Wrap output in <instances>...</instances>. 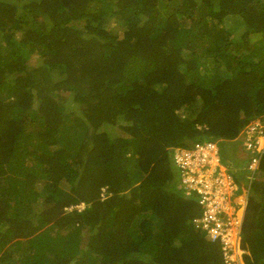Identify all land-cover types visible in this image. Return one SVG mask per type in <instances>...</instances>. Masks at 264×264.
Masks as SVG:
<instances>
[{"label": "trees", "instance_id": "trees-1", "mask_svg": "<svg viewBox=\"0 0 264 264\" xmlns=\"http://www.w3.org/2000/svg\"><path fill=\"white\" fill-rule=\"evenodd\" d=\"M0 37V264H223L171 153L264 114V0H0ZM246 189L264 264V155Z\"/></svg>", "mask_w": 264, "mask_h": 264}, {"label": "built area", "instance_id": "built-area-1", "mask_svg": "<svg viewBox=\"0 0 264 264\" xmlns=\"http://www.w3.org/2000/svg\"><path fill=\"white\" fill-rule=\"evenodd\" d=\"M264 115L253 121L246 130V151L251 155L248 169L258 162L263 145ZM263 138V137H262ZM173 160L180 175L182 193L199 196L202 215L192 220L195 228L208 233L212 241L221 245L223 264H241L240 249L242 214L236 202L237 185L220 155L219 143L212 139L196 140L189 148L173 150ZM81 204L80 208H83Z\"/></svg>", "mask_w": 264, "mask_h": 264}, {"label": "clouds", "instance_id": "clouds-1", "mask_svg": "<svg viewBox=\"0 0 264 264\" xmlns=\"http://www.w3.org/2000/svg\"><path fill=\"white\" fill-rule=\"evenodd\" d=\"M200 106V105H199ZM264 115V114H263ZM263 115L261 116H258V117H255L253 118L250 122L247 123V125H245L240 131H239V139L236 140V141H229L227 143H223V140L224 139H218V138H214L212 140H216L218 141L219 143V148H220V155H221V158L223 159V162L225 163V166L227 167L228 169V172L233 176L234 178V175L236 174H240V173H243L245 178H247V175H250L251 177L247 180L248 184H250L251 180H252V175H254V173L257 171L259 165H260V162H261V159L264 155V136H262L261 138H259V141L260 143L263 145V152L261 153L260 157H259V160L258 162L255 164V168L253 170H250L248 169V165L249 163L251 162V155L246 151L245 149V145H244V142H246V130H247V127L253 122L255 121L257 118H261ZM198 130H203V129H208V127L206 125H203V126H198L197 128ZM209 139V138H208ZM196 141V140H195ZM195 141L191 142L190 144L188 143V146L187 147H177V148H189ZM222 143V145H221ZM176 149V148H174ZM173 149V150H174ZM173 150H172V163H173V166L174 168L176 169L177 171V168L174 164V160H173ZM177 177H178V183H179V192L180 194L185 197V198H188L190 196H194L195 197V200L197 202V207H199V209L201 210V214L200 216L202 215V209L199 205V196H197L195 193H193L192 195L190 196H185L183 193H182V186L180 185V175L179 173H177ZM235 181V179H234ZM245 182L243 180H240L239 183H236L235 181V184L237 185L238 189H237V192L239 190V192L235 194V199L236 201L239 199L240 200V197L243 195V188H241V190L239 189V187L241 186L242 187V183ZM248 184L246 183V186H248ZM104 191V190H102ZM247 191V189H246ZM81 204L83 203H80L79 205H70L69 207L65 208L67 209L68 211L71 210V209H74V208H77L78 210H82L84 209L83 208H80ZM240 206L237 208L239 213L242 214V220H243V217H244V213H245V209H246V206H247V201L244 200V206L242 205V201L240 202L239 204ZM84 206V204H83ZM242 208V209H241ZM241 211V212H240ZM199 216V217H200ZM241 224H242V221H241ZM242 226V225H241ZM195 228V227H194ZM198 230V228H196ZM201 230V229H199ZM203 233H204V237L210 242V243H217L218 242H215V241H212L210 238H209V235L208 233H206V231H203L201 230ZM239 236H240V249H241V228H240V232H239ZM220 245V244H219ZM221 246V245H220ZM242 250V249H241ZM243 251V255L245 254L246 251L242 250ZM243 255L241 257V264H245L244 263V260H243Z\"/></svg>", "mask_w": 264, "mask_h": 264}, {"label": "rangeland", "instance_id": "rangeland-1", "mask_svg": "<svg viewBox=\"0 0 264 264\" xmlns=\"http://www.w3.org/2000/svg\"><path fill=\"white\" fill-rule=\"evenodd\" d=\"M229 18L230 17L224 19V22H226L225 23L226 26H228V27H232L233 26L234 29H236L237 31H239L240 30L239 26L234 25L233 22L231 21V19H229ZM104 26H105L106 29L112 30L114 33H117L118 36H121V34L123 32V26H121V22L118 19L114 18V17L109 18V19L107 18L105 20V25ZM16 36H18V34ZM254 36H256V35H252L251 36L252 38H254V40L252 39V41H255V39H256ZM38 62H39V55L36 52L35 53H32L29 56L28 60H27V64H28L29 67L37 65ZM202 63H205V62H203V61H199L198 62V69L199 70H201L202 67H203L202 66ZM68 94H69L68 92H62V93L59 94V96L57 97V99H61L63 97H65V99H66L67 96H68ZM63 104L66 107V111H69L70 109H73L72 102L71 103L70 102H63ZM198 107H199L198 103L193 104L192 107H191V109H190V113L192 111L191 114H194L196 112V110L198 109ZM184 113H186V112L185 111H180L179 112V115L181 116V118L183 117V114ZM119 126H123V123L120 122L116 126L108 125V126H105L104 128H102V130H105L108 133V135L110 137H112V138H116V137H119V136H124L125 134L123 133V130ZM238 139H239V134H237V136L234 139H230L229 141H232L233 142V141H236ZM227 142H228V139H224L223 140V143H227ZM250 177H251L250 175H247V178L248 179ZM247 178H245V180ZM245 180H243V181H245ZM43 184H44V181L43 180L37 182V184L35 186V190L36 191H40L41 188H42V186H43ZM247 184H248V182H247ZM175 188L177 190H179V183H176ZM242 188H243V195L240 197V200L238 199L236 202H241L242 201V205L244 206V200L247 201V191H246V183L245 182L242 183ZM33 206H35V204H33ZM238 214H240L239 211H238ZM88 235L89 234L86 231H83L82 234H81V239L82 240H81V244H80L79 247L82 250H84L86 248ZM245 254H247V252H245ZM70 264H74V262L73 263H70Z\"/></svg>", "mask_w": 264, "mask_h": 264}, {"label": "bare ground", "instance_id": "bare-ground-1", "mask_svg": "<svg viewBox=\"0 0 264 264\" xmlns=\"http://www.w3.org/2000/svg\"><path fill=\"white\" fill-rule=\"evenodd\" d=\"M241 212V211H240Z\"/></svg>", "mask_w": 264, "mask_h": 264}]
</instances>
